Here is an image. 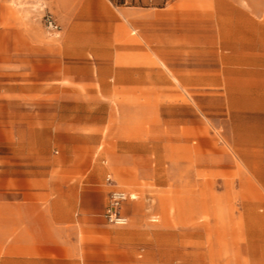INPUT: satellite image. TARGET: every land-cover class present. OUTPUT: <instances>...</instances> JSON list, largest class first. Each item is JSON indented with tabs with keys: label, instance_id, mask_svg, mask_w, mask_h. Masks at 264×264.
I'll list each match as a JSON object with an SVG mask.
<instances>
[{
	"label": "crops",
	"instance_id": "1",
	"mask_svg": "<svg viewBox=\"0 0 264 264\" xmlns=\"http://www.w3.org/2000/svg\"><path fill=\"white\" fill-rule=\"evenodd\" d=\"M216 1L213 14L182 12L177 19L168 3L141 13L135 5L118 7L112 0H0V101L6 103L7 117L12 119L7 133L12 135L11 143L37 154L33 159L12 161L11 179L20 185L7 190L5 201L0 202V230L6 231L0 237V264H116L109 257V241L111 231L119 230H111L95 217H104L111 189L106 177L131 195L128 199L135 195L112 173L104 175L105 166L94 164V129L79 123L77 109L67 103H77L79 69L113 70L120 85L140 83L141 75L135 71L141 67L105 59L119 49L142 46L133 42L135 35L149 46L156 62L163 59L174 72L179 69L170 55L205 54L206 31L212 30L208 44L221 72L206 75L204 60L182 58L183 83L223 85L231 118L248 112L247 102L252 100L253 111L264 116V0ZM47 16L59 23V35L47 31ZM178 20L180 34L174 30ZM207 21L212 24L206 25ZM115 28L132 44L116 49L111 43L114 36L101 34ZM127 29H132L133 37L125 35ZM88 55L99 62L90 61ZM250 72L253 84L261 88L257 94L244 88ZM197 95V101L205 99L202 93ZM47 102H54L56 109L49 113L10 109V104L40 107ZM233 126L231 153L247 157L245 150L254 146L240 141ZM251 179L264 182L258 172ZM260 215L264 216V208ZM129 254L130 264H141L135 249Z\"/></svg>",
	"mask_w": 264,
	"mask_h": 264
},
{
	"label": "rangeland",
	"instance_id": "2",
	"mask_svg": "<svg viewBox=\"0 0 264 264\" xmlns=\"http://www.w3.org/2000/svg\"><path fill=\"white\" fill-rule=\"evenodd\" d=\"M112 2L118 7L135 5L141 13L168 3L177 19L182 12L213 14L217 4L216 0ZM181 24L179 20L174 24L178 34ZM57 25L55 32L45 27L50 34L59 35L61 27ZM131 33L132 29H127L125 35L133 37ZM101 34L113 35L111 43L116 49L129 43L121 37L119 28L102 30ZM212 35L207 29L203 55H170L179 69L174 72L163 59L156 62L149 46L136 35L133 42L142 46L105 55L106 62L141 67L135 71L141 75L140 83L120 85L113 70L79 69L78 100L76 105L72 102L67 106L77 109L79 123L94 129V164L105 166L104 175L112 173L135 195L121 209L128 216L126 225L109 224L103 215L95 216L111 230H119L110 233L111 263L130 264L129 253L135 249L141 264H264V216L260 215L264 182L251 179L253 172L264 176V116L253 111L252 100L247 102L251 106L248 112H237L231 118L232 108L223 95V85L184 84L181 77L182 58L204 60V73L219 75L208 44ZM88 58L99 62L90 55ZM249 76L244 88L251 95L257 94L259 83L253 84L252 72ZM199 92L205 99H195ZM21 104H10V109L15 113L34 108L49 113L56 109L54 102L40 107ZM8 113L6 103L0 101V202L5 201L7 190L19 184L11 179L12 161L37 156L35 151L11 143L12 135L7 130L12 119ZM231 124L240 141L248 140L254 146L245 150L247 157L237 158L231 153ZM5 232L1 229L0 237Z\"/></svg>",
	"mask_w": 264,
	"mask_h": 264
},
{
	"label": "built area",
	"instance_id": "3",
	"mask_svg": "<svg viewBox=\"0 0 264 264\" xmlns=\"http://www.w3.org/2000/svg\"><path fill=\"white\" fill-rule=\"evenodd\" d=\"M45 24L49 31H58L59 26L50 17H45ZM106 183L111 187L108 202L105 207L104 217L109 224L114 225H126L127 217L122 214L121 207L123 203L128 199L132 198L125 190L117 187L110 177H106Z\"/></svg>",
	"mask_w": 264,
	"mask_h": 264
}]
</instances>
